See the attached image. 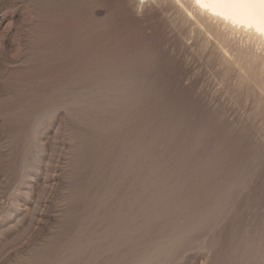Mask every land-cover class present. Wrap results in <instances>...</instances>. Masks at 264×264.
<instances>
[{
	"label": "rangeland",
	"instance_id": "374dc122",
	"mask_svg": "<svg viewBox=\"0 0 264 264\" xmlns=\"http://www.w3.org/2000/svg\"><path fill=\"white\" fill-rule=\"evenodd\" d=\"M182 2L0 0V264H264V51Z\"/></svg>",
	"mask_w": 264,
	"mask_h": 264
},
{
	"label": "bare ground",
	"instance_id": "6f19581e",
	"mask_svg": "<svg viewBox=\"0 0 264 264\" xmlns=\"http://www.w3.org/2000/svg\"><path fill=\"white\" fill-rule=\"evenodd\" d=\"M185 2L187 4L185 10L190 16L194 17L196 22L205 23L208 28L215 30L219 37L238 34L242 39L253 42L256 47L264 51V4L259 3L258 0H250L247 3L234 2V0H185ZM237 40L240 41V38ZM247 44L244 45L247 47Z\"/></svg>",
	"mask_w": 264,
	"mask_h": 264
},
{
	"label": "snow or ice",
	"instance_id": "6c2138e0",
	"mask_svg": "<svg viewBox=\"0 0 264 264\" xmlns=\"http://www.w3.org/2000/svg\"><path fill=\"white\" fill-rule=\"evenodd\" d=\"M234 2L247 3L250 2V0H234ZM258 2L264 4V0H258Z\"/></svg>",
	"mask_w": 264,
	"mask_h": 264
}]
</instances>
